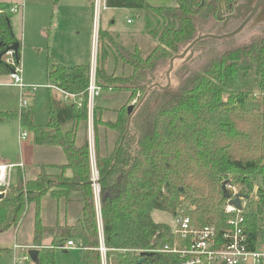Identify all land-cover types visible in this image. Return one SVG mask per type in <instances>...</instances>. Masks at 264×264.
<instances>
[{
	"label": "trees",
	"instance_id": "1",
	"mask_svg": "<svg viewBox=\"0 0 264 264\" xmlns=\"http://www.w3.org/2000/svg\"><path fill=\"white\" fill-rule=\"evenodd\" d=\"M222 2L218 16V0H171L168 6H150L146 0H105V9H147L156 18L159 31L155 47L145 57L138 50H126L105 30L98 31L101 56L96 59V86L103 93L127 94L126 102L116 110L114 123L101 121L95 107L93 111L100 221L87 130L78 140L80 123L87 121L90 65L48 68L47 77L60 91L74 95L81 106L49 96L45 126L32 121L30 105L17 116L21 126L33 134L35 145L60 148L65 163L50 166L59 173L54 182L47 180L48 167L42 166L35 180L24 182L18 172L14 184L0 188L4 194L0 200V234L19 224L28 205L35 206V264H55L54 248L68 239L79 248L80 264H102L100 236L106 264H180L178 256L153 251L171 246L176 236L168 225L154 222L152 212H165L173 218L187 216L196 227L212 224L220 231L229 219L224 213L223 182L228 181L240 196L249 198L255 177L264 178V36L248 43L236 42L240 34L222 40L204 39L173 62L168 79L165 75L170 59L180 55L195 38L228 34L242 23L246 14L234 16L244 0ZM16 43L17 52L11 54L13 64H7L4 57ZM20 50L11 16L0 5V75H9L15 65L20 66ZM109 54L112 71L105 69ZM201 57L204 63L193 68L194 59ZM127 67L129 74H125ZM250 70L259 79L263 98L256 102L258 109L247 111L251 91L231 90L236 75L245 77ZM132 101L135 110L128 115L126 108ZM9 115L16 116L0 113V120ZM67 125L69 129H64ZM100 127L115 135L110 149L100 144ZM102 135L101 140H105L106 132ZM67 170L72 172L71 178L64 177ZM73 194L81 203L80 219L71 226L58 227L62 229L61 240L43 247L41 237L48 228L39 218L41 199L49 195L67 203ZM243 218V228L253 243L262 233L263 188H257L254 209ZM2 252L0 249V257Z\"/></svg>",
	"mask_w": 264,
	"mask_h": 264
},
{
	"label": "rangeland",
	"instance_id": "2",
	"mask_svg": "<svg viewBox=\"0 0 264 264\" xmlns=\"http://www.w3.org/2000/svg\"><path fill=\"white\" fill-rule=\"evenodd\" d=\"M160 1L164 6H168L171 3V0ZM92 2L93 0H57L56 3L52 1L25 0L26 4L23 7V10H25L23 13L25 17L24 21L18 19V14L10 15L13 33L21 46L20 76L22 84L27 88L24 93V99L28 103L32 101L30 110H32L33 121L36 125L43 126L49 121L48 97H53L54 94L59 98L64 97L62 93H57L53 88L55 84L47 77L48 68L53 64H62L65 66L91 64L94 35ZM127 19H131L133 23L129 25ZM99 28L106 29L112 35L117 36L126 50L130 52L138 50L141 57L148 55L155 47L157 43V31H159L156 18L147 9L136 11V13L121 9H102ZM261 36H264V7L260 9L259 13L243 29L236 39V42L248 43L251 39ZM112 38L117 40L114 36ZM96 48L98 59L101 56V42L98 41V34L96 37ZM194 54L196 56L198 53L196 52ZM7 58L8 56L6 55L4 59ZM204 61L205 58L203 57L194 59L192 67L198 68ZM112 65V59L109 54L106 59L105 69L112 71ZM125 70V74L130 73V71L128 73V67ZM231 91L232 93L251 91L249 100L252 101L250 102H257V100L263 98V94H261L259 89V79L253 70H250L245 77L241 73H238ZM104 95H109V91L105 93L101 92L100 97L95 101V106L98 101L102 102ZM98 112L100 113L101 110ZM80 130L83 132L85 130L88 131L87 122L86 124L80 123ZM98 130L101 133V146H106L110 149L115 139L114 133L102 127L98 128ZM104 132L107 134L106 139L101 140L104 139L102 135ZM94 142L95 138L93 135ZM39 155L43 156L44 153L40 151ZM45 172L49 173L47 180L51 182L55 181L54 176L59 175L58 171L53 173L46 170ZM16 173V170H13L11 173L12 183H15L17 180ZM22 177L24 178V182L35 178L27 177L26 175H22ZM258 187L264 189V178L259 176L255 177L254 190H257ZM26 188L27 186L25 185L23 189L26 190ZM250 195L251 198L247 202L244 213H248L254 209L256 198L253 193ZM30 214L31 212L29 211V218ZM151 218L156 223H163L171 228L174 227V218L168 213L153 211ZM261 232L264 233V222L261 227ZM26 236L27 234L24 237ZM16 238L17 236L13 229H10L0 236V249L3 250L2 256L0 257V264H14L12 253L8 249H12L14 244L19 243L16 242ZM20 239H23L22 236ZM258 244H264V234L258 237ZM78 249L64 251L55 248L53 250L54 263L80 264ZM27 264H31V262Z\"/></svg>",
	"mask_w": 264,
	"mask_h": 264
},
{
	"label": "crops",
	"instance_id": "3",
	"mask_svg": "<svg viewBox=\"0 0 264 264\" xmlns=\"http://www.w3.org/2000/svg\"><path fill=\"white\" fill-rule=\"evenodd\" d=\"M146 3L150 6H164L161 4L160 0H146ZM25 4H26L25 0H0V5H4L6 8H10L11 6H18L19 8L18 13L11 15L18 14V19L22 21H24L25 18L23 14L25 11L23 10ZM121 10L136 13V11L126 10V9H121ZM128 20L131 21V19H127V21ZM132 23L133 22L131 21L128 24L130 25ZM103 30L108 32L111 36L116 37V39L119 41L117 36L112 35L106 29ZM53 65H62V64H53ZM89 65L91 66V64ZM55 87L56 86L53 85V88L57 91V93L58 92L61 93ZM120 93L109 92V95L106 96L104 95L103 96L104 98L102 97L103 98L102 102L97 100L98 102L96 103L95 109L97 110L96 111L97 114H98V109L101 110V112L99 113L101 121L105 123H114L116 121V117H117L116 110L121 105H123L127 100V94L126 93L120 94ZM63 96L65 95L63 94ZM53 98L66 104H76L77 102L76 100H72V99L64 100V97L59 98L56 94H54ZM31 103L32 101H30L29 103L30 106ZM19 108H20L19 88L11 84L8 75H0V113L16 114V116L9 115L7 118H3L2 120H0V164H5V165L22 164V167L13 168L11 170V173L13 170H16L17 175L18 172H20L22 175H26L27 177L36 178L38 173L40 172V167L42 166L48 167L45 168V170H49L50 172L53 173L57 172V170L51 169L50 166H60L65 163V158L62 150L58 147H53V146L35 145L33 134L29 130L23 128L20 124L19 117L17 116L19 112ZM32 121H33V114H32ZM64 129H69V125L65 126ZM20 130H24L27 133L28 136L25 140H20L19 138ZM81 132L83 131L80 130L79 128L78 140H80L81 138L80 136ZM40 151L44 153L43 156L39 155ZM94 158H95V151L93 152V160L91 162L92 175L97 174ZM64 177L71 178L72 172L70 170H67L64 174ZM35 178L33 179L35 180ZM33 179H30V181H32ZM11 181H12V175H11ZM11 184L14 183L11 182ZM97 188L98 185L95 188L96 192H97ZM253 193L257 194V190H254ZM70 198H72V200L70 199V201H68L67 203H65L64 201H55L49 195H46L41 199L39 205V218L42 226L48 228V231H45L41 237L40 243L43 247H51L54 244H57L61 240V235L59 231H61L62 229H57L58 227L63 228V227L71 226L78 219H80L81 203L78 201V196L73 194ZM95 198L96 199L98 198V193L96 194ZM95 206H96V211L98 213V200L96 201ZM29 211L31 212L30 218H29ZM34 220H35V206L33 204H30L25 209L23 218L21 219L19 224L16 227L10 228L15 231V235L17 236L16 242H19L17 244H14L12 249H8L9 252L12 253V256L13 253L16 256H21L23 255L24 252L27 253L28 250L30 249H36L33 246ZM5 232L1 233L0 236ZM26 234L27 236L24 237ZM263 234L264 233H261V235ZM21 236L23 238L22 240L20 239ZM69 240L70 239H68V241ZM65 243L66 242H64L63 245H65ZM253 243L259 245L258 237L256 241ZM61 246L62 245H56L55 248L61 249L60 248ZM15 247H17V249ZM31 264L34 263L31 261Z\"/></svg>",
	"mask_w": 264,
	"mask_h": 264
},
{
	"label": "built area",
	"instance_id": "4",
	"mask_svg": "<svg viewBox=\"0 0 264 264\" xmlns=\"http://www.w3.org/2000/svg\"><path fill=\"white\" fill-rule=\"evenodd\" d=\"M105 9V0H93L92 10L94 17V35H93V48L91 51V66H90V79L87 88V140L88 149L90 154V160H93L94 143H93V111L95 101L100 97V88L95 83V69L97 59L96 37L99 31V21L101 10ZM18 6H11L7 8L8 14L18 13ZM128 23L131 21L128 20ZM11 51H8L6 55L7 59H4L7 64H13L11 60ZM5 55V56H6ZM20 66L15 65L14 71L8 75L12 85L16 86L20 90V108L26 109L29 103L24 99V93L26 87L22 84ZM58 89L57 87H55ZM29 90V89H28ZM34 90V88H32ZM31 90V91H32ZM59 90V89H58ZM60 91V90H59ZM63 93L64 100H76L74 95ZM76 104L80 107V101L76 100ZM135 101L132 102L134 104ZM27 133L24 130H20V140L27 138ZM15 167H22V164L17 165H5L0 164V188H7L11 184V170ZM97 174L92 175V184L94 187V195L98 193L95 191L97 187ZM227 189L232 191L230 199H233L235 195H239L238 191L227 186ZM96 192V193H95ZM252 194V193H251ZM254 194V193H253ZM255 198L257 194H254ZM248 199L240 198V209L228 203L224 207V213L229 216L226 222V228L218 231L212 224L202 227L194 226L189 217L177 215L174 217V227L171 228V232L176 236L173 244L164 246L161 250H153L154 252H160L163 254L175 255L180 259V264H264V244L256 245L250 243L249 235L243 228V214L247 206ZM95 200L97 201L98 198ZM98 220L99 219V200H98ZM17 249V247H15ZM14 248V249H15ZM63 250L77 249V245L69 240L65 245L60 247ZM99 253L101 255L102 264H106V249L103 245L102 237L100 236ZM14 264H27L31 262L26 252L21 256H16L13 253Z\"/></svg>",
	"mask_w": 264,
	"mask_h": 264
},
{
	"label": "water",
	"instance_id": "5",
	"mask_svg": "<svg viewBox=\"0 0 264 264\" xmlns=\"http://www.w3.org/2000/svg\"><path fill=\"white\" fill-rule=\"evenodd\" d=\"M222 0H218V13L217 15L219 16L221 14V5H222ZM264 7V0H246L245 3L243 2L242 4H240L237 7V16L234 17H240L241 16V12L246 16L244 18V20L242 21V23L231 33L228 34H224V35H220V36H216V35H202V36H198L197 38H195L184 50L180 55L174 56L173 58L170 59L169 61V68L166 71V78L168 79L169 74L173 68V62L176 59H182L185 57V55L196 45L198 44L200 41L204 40V39H216V40H222V39H228L231 37H234L236 35H239L243 29L253 20V18L255 17V15L257 13H259L260 9ZM17 48H18V43L14 44L13 46H11L9 48V51L16 53L17 52ZM141 102V101H140ZM139 102V103H140ZM138 103V104H139ZM259 108V104L256 102H248L245 105V109L247 111L249 110H255ZM135 110V107L131 104L129 106H127L126 108V112L128 115H130L133 111ZM229 185L228 181H224L222 184V192H223V196L226 200H228V203L235 206L237 209H240V198L243 199H248V196H240V195H235L233 199L231 198L232 195V191L230 189H227V186ZM4 197L3 193H0V200H2ZM30 260L35 264L37 263V256H38V250L36 249H30L27 252Z\"/></svg>",
	"mask_w": 264,
	"mask_h": 264
}]
</instances>
